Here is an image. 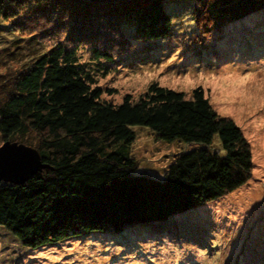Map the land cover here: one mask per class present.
I'll use <instances>...</instances> for the list:
<instances>
[{
	"label": "trees",
	"instance_id": "1",
	"mask_svg": "<svg viewBox=\"0 0 264 264\" xmlns=\"http://www.w3.org/2000/svg\"><path fill=\"white\" fill-rule=\"evenodd\" d=\"M262 9L264 0H193L194 30L182 41L210 49L213 34L227 23ZM0 20L27 39L56 40L0 72L1 143L29 146L47 165L20 184L0 181V226L22 247L161 227L250 178L249 142L231 118L213 110L200 87L186 96L152 82L119 103L101 96L95 75L107 73L103 63L123 58L139 42L150 52L175 34L162 0H0ZM82 46L94 68L78 60ZM133 125L164 141L201 146L176 154L161 179L133 174Z\"/></svg>",
	"mask_w": 264,
	"mask_h": 264
},
{
	"label": "rangeland",
	"instance_id": "2",
	"mask_svg": "<svg viewBox=\"0 0 264 264\" xmlns=\"http://www.w3.org/2000/svg\"><path fill=\"white\" fill-rule=\"evenodd\" d=\"M162 1L175 34L150 52L139 42L123 58L103 63L107 73L95 75L101 96L119 103L124 94L136 96L152 82L186 96L200 87L213 110L231 118L249 142L250 178L221 197L170 216L156 228L91 232L25 248L0 226V264H264V9L227 23L205 50L182 41L194 30L189 13L193 0ZM6 26L0 20V72L16 68L56 42L37 36L27 39L28 34L11 33ZM76 54L84 66L95 67L86 48H78ZM108 88L113 89L110 95L104 91ZM130 128L135 137L128 154L138 165L133 174L161 179L176 154L201 146L161 140L146 126ZM213 143L218 144L217 136Z\"/></svg>",
	"mask_w": 264,
	"mask_h": 264
},
{
	"label": "water",
	"instance_id": "3",
	"mask_svg": "<svg viewBox=\"0 0 264 264\" xmlns=\"http://www.w3.org/2000/svg\"><path fill=\"white\" fill-rule=\"evenodd\" d=\"M46 167L33 148L7 140L0 144V181L20 184Z\"/></svg>",
	"mask_w": 264,
	"mask_h": 264
}]
</instances>
